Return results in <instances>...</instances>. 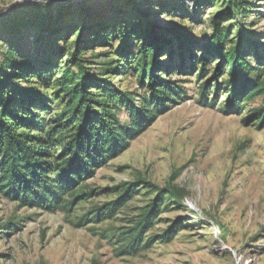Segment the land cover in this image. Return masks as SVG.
Segmentation results:
<instances>
[{"label": "rangeland", "instance_id": "1", "mask_svg": "<svg viewBox=\"0 0 264 264\" xmlns=\"http://www.w3.org/2000/svg\"><path fill=\"white\" fill-rule=\"evenodd\" d=\"M250 4L245 18L236 12L234 17L222 16L219 27L228 31L230 42L225 48L238 45L258 66L255 57L264 62V0H250ZM228 6L227 0H0V56L13 53L23 62L26 79L31 72L49 71L45 79L50 89L33 78L30 83L19 82L51 101V113L42 116L46 130L52 125L51 115L65 108L57 101L63 94L57 93L54 82L60 73L53 74L63 70L74 51V45L68 44L94 40L83 56V66L90 78L87 90L95 99L104 102L101 96L109 85L134 103L147 97L149 88L139 85L135 63L118 60L115 52L122 50L120 42L107 45V37L152 22V31L167 41L164 52L170 45L179 49V39L192 44L191 55L159 57L172 70L187 67L183 75L175 71L169 75L184 90V99L157 114L142 133H130L128 147L118 156L93 168V176L84 182L85 191L94 192L88 202L50 211L22 206L0 194V264H264V127L257 122L243 124L251 113L264 108V96L246 104L241 99L238 108H231L225 69L217 77L219 93L213 103V60L206 75L198 78L197 51L213 34V18ZM39 24L47 25L48 31ZM144 28L137 31L139 35ZM113 61L121 67L106 72ZM207 81L208 101L202 103L201 86ZM114 114L120 125L130 126L126 107ZM57 133L56 138L68 134ZM59 150H53L55 155ZM137 180L146 186L138 188L112 219L94 222L91 212L96 207L115 200L121 184ZM161 190L179 194L180 200L164 198L156 223L144 237L152 243L126 254L120 233L132 226ZM82 216L86 217L83 227L77 224ZM169 233L168 241L162 239Z\"/></svg>", "mask_w": 264, "mask_h": 264}, {"label": "trees", "instance_id": "2", "mask_svg": "<svg viewBox=\"0 0 264 264\" xmlns=\"http://www.w3.org/2000/svg\"><path fill=\"white\" fill-rule=\"evenodd\" d=\"M227 2L228 8L213 18L215 27L208 44L197 51L200 53L198 78L206 75L207 66L213 60L216 63L212 77L215 85L212 99L214 103L219 93L217 77L227 69V77L224 79L228 105L238 108L241 99L246 104L256 97L264 96V62L257 56L255 59L258 66H253L238 45L228 50L225 48L230 40L226 38L228 31L219 27L222 25L220 17H234L236 12V15H243L245 18L251 9L250 0ZM153 26L152 22L137 23L132 29H122L119 34L116 30L106 39L107 43L120 42L122 50L115 52L120 57L118 60L127 61L128 64L135 63L139 73V85L149 88V95L142 97L138 103H134L126 93L112 89L109 85L105 87L106 95L101 96L105 97V101L99 102L95 99L96 95L87 90L90 78L88 79L83 66L86 62L83 56L91 50V42L94 40L83 39L68 44L74 45V51L65 60L63 70H56L53 74L56 77L60 73L54 82L57 93L63 94L57 101L65 108L60 114L51 115L49 122L52 125L49 130H46L42 117L52 111L48 96L37 89L24 88L19 83L23 80L30 83L29 78H33L40 81L41 86H46L45 76L49 71L31 72L26 79L22 70L24 64L16 60L13 53L0 56V194L3 197L17 200L22 206L40 207L50 211L58 208L70 210L80 203L88 202L94 192L85 191L84 182L93 176V168H99L118 156L128 147L127 137L130 133L135 136L142 133L157 114L167 111L171 104L184 99V90L169 75L171 71L183 75L188 72L187 67L179 65L172 70L163 66L159 57L164 53L180 58L191 55L192 44L187 46L179 39V49L174 50L170 45L164 52L167 41L156 36L152 31ZM38 27L48 31L47 25L44 27L39 24ZM143 28L145 34L141 32L139 35L137 31ZM134 39L136 43L131 42ZM192 55L195 61L196 54ZM113 64H116L115 61L110 62L105 71H115L121 67ZM160 69L162 73L158 75ZM8 71L14 76L8 74ZM251 74L255 76L251 78ZM209 86L210 81L201 86L202 103L208 101ZM46 88L50 89V86ZM121 106L126 107L130 126L120 125L114 114ZM254 122L259 123L261 128L264 127V108L255 110L243 120L246 126ZM58 131H66L68 134L56 138ZM55 148L60 149L57 155L53 152ZM145 186L143 180L121 184L119 189L122 192L115 200L96 207L91 212L94 222L112 219L137 189ZM164 198L177 202L180 200L179 194L166 190L157 191L154 202L143 208L133 220L132 226L120 233L122 249L126 254L132 255L152 243L151 240H144V237L156 223L160 214V203ZM85 221L86 217L82 216L77 224L83 227ZM170 237L171 233L162 239L168 241Z\"/></svg>", "mask_w": 264, "mask_h": 264}]
</instances>
